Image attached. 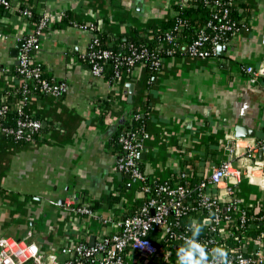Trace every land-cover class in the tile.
Wrapping results in <instances>:
<instances>
[{
	"label": "crops",
	"instance_id": "1",
	"mask_svg": "<svg viewBox=\"0 0 264 264\" xmlns=\"http://www.w3.org/2000/svg\"><path fill=\"white\" fill-rule=\"evenodd\" d=\"M27 1L11 0L15 5ZM172 1H37L50 24L33 62L50 79L65 81L67 89L61 96L33 94L26 102L25 109L41 122L33 142L0 140V234L28 239L48 253L78 242L92 245L115 232L119 220L147 193L115 167L120 148L114 135L136 114L145 120L146 134L137 159L153 184L173 186L182 173L200 182L221 162L231 161L244 175L239 183H229L232 192L227 193L228 183L205 190L222 204L231 199L238 208L264 213V151L259 148L264 142V78L252 82L244 69L264 64V0H233L235 18L247 29L230 33L221 43L224 48L208 58L189 57L181 45L177 53L161 57L157 70L136 64L114 80L92 75L86 55L92 33L71 25L91 21L106 43L131 41L172 16ZM32 29L31 21L13 11L0 18V92L21 82L9 72L17 59L10 52ZM239 124L254 136L234 138ZM111 194L121 198L109 205ZM82 206L92 214L77 211ZM193 221L208 224L209 213ZM223 228L221 235L227 237V225ZM163 236L162 229L152 233L157 240ZM242 243L253 264H264L262 234L255 241L244 237ZM160 247L162 254L152 260L128 248L126 264H185L179 260L184 245ZM73 259L58 253L60 264Z\"/></svg>",
	"mask_w": 264,
	"mask_h": 264
},
{
	"label": "built area",
	"instance_id": "2",
	"mask_svg": "<svg viewBox=\"0 0 264 264\" xmlns=\"http://www.w3.org/2000/svg\"><path fill=\"white\" fill-rule=\"evenodd\" d=\"M0 3L5 9L13 11L10 3L7 0H0ZM182 6H186L185 0H182ZM228 8H223L220 12L213 13L212 18L206 23V26H211L215 19H223L219 25L218 31L213 35L207 34L204 28L200 29L197 36L191 42H180L178 35L183 29V23L178 22L170 33L165 36L166 43L171 44V48L167 50L169 55H172L177 48L185 45L186 53L189 57L205 59L211 54H214L217 46L223 42V36H227L242 28L247 29L244 23L237 24L228 16ZM20 17H31V11L27 8L20 12ZM74 21L72 26L89 31L94 29V23ZM33 29L28 31L23 37V45L18 52V64L16 65L17 75L20 76L21 82L18 85L20 88L19 103L16 105L18 118L12 126H5L0 123V140L8 139L14 142L31 143L35 139V135L40 132L41 122L34 118L31 113L25 112V104L32 97L33 82L37 81L39 88L45 95L51 94L61 96L67 89L65 81L48 80L43 77V72L40 64L33 62V54L39 48L40 37L45 28L50 24V16L43 13L38 22H32ZM207 43L210 44L207 47ZM97 39L91 40L86 52L87 59L90 64V72L94 76L104 75L105 65L109 59L113 58V53L109 49H97ZM150 58V64L153 68H158L161 64V58L149 56L146 49L136 50L131 48L130 54L124 58L126 68L124 71H129L136 64H145ZM245 71L252 82H255L258 77L264 78V64L257 68L252 65L245 66ZM122 71L115 72V78L121 75ZM10 108L9 105L3 104L0 107V116ZM139 117L138 114L134 119ZM117 136V144L120 148V154L116 159L115 167L117 171L127 173L130 180L140 184L142 190L151 191L149 185L145 183L146 175L139 166L137 155L144 148L146 138L145 130L142 127L123 128ZM259 148L264 151V142L259 145ZM246 177L251 179V174L244 171ZM241 167H237L231 161H223L217 165L210 175L201 180L196 186V191L199 196L198 206L206 209L209 213L210 230L217 234L222 233L224 228L222 225L223 211L235 212L241 222L246 219L244 208H238L237 204L231 199L222 204L217 196L211 195L205 189L209 185L215 187L222 183L231 185L239 183L243 178ZM182 177H186L182 173ZM231 185L227 188V193L232 192ZM155 194L150 196L145 201L140 210L134 214L122 217L117 226V230L113 233L102 236L92 245L85 242H78L72 247H62L59 252H44L39 247L28 241V239H16L9 235L0 234V264H60L58 261V253L74 255L73 261L67 260L62 264H126V250L129 248L145 259H156L162 254L161 247L153 241L149 236L151 233L162 229L165 233H170L173 238H178L183 242L189 243L194 241L204 247L206 252V264H217L218 258L211 251L214 238L205 237L197 238L189 235V227H185L184 233H175L172 227H178L179 217L186 212L184 198L188 190L182 184L169 185L161 183L154 186ZM160 195H165L162 199ZM82 214H92V210L87 206L76 208ZM195 209V208H193ZM172 217L174 221L169 222L168 218ZM230 217L225 215V220ZM264 222V216H262ZM30 233H28L29 235ZM30 236V235H29ZM54 258V259H53ZM231 264H253L255 259L241 253L235 256H229Z\"/></svg>",
	"mask_w": 264,
	"mask_h": 264
},
{
	"label": "trees",
	"instance_id": "3",
	"mask_svg": "<svg viewBox=\"0 0 264 264\" xmlns=\"http://www.w3.org/2000/svg\"><path fill=\"white\" fill-rule=\"evenodd\" d=\"M11 7L13 8V12L16 15H20V12L24 10L25 8L29 9L31 11V17H25L27 21L31 22H38L41 13L37 10V1H40L42 4L43 0H28L27 3H20L18 5H15L11 2V0H7ZM186 6H182V0H173L171 3V8L173 11V15L162 19L157 25H154L155 28H149L146 29L145 36H136L133 37L131 41H122L118 40L116 42L106 43L105 42V36H101L97 30L96 26L94 24V29L89 30L90 33H92V38L98 40V44L96 45L97 49H109L113 53V58L109 59L107 61V64L105 65L104 74L109 80H114L115 78V72L116 71H124L126 68L125 60L124 58L130 54L131 48H135L136 50H142L146 49L149 56L153 57H163L169 55L167 53V50L171 48V44L166 43L165 36L167 33H170L174 26L178 22L183 23V29L180 31L178 35V39L180 42H191L198 34L200 29L204 28L205 32L207 34L213 35L218 31L219 25L222 24L223 19L218 18L215 19L211 26H206V23L212 18L213 13L220 12L223 8H228V17L235 21L237 24L241 23L238 19L235 18V12L233 10V0H185ZM7 13H10L8 9H5L4 6L0 3V18L3 15H6ZM74 22V21H73ZM72 22V23H73ZM71 23V25H72ZM84 24H87L85 22ZM223 36V41L226 39ZM228 37V36H227ZM151 38V39H149ZM207 47L210 46L209 43L206 45ZM177 48L175 50V53L178 52ZM88 65L90 67L89 61L87 60ZM145 65V64H144ZM13 70H10L9 72H13L15 75H17L16 66L12 67ZM145 68L149 72H153L157 70L158 68H153L150 64V58L146 61ZM2 69V68H0ZM43 77L50 80V78L46 75L43 67L41 66ZM19 79L20 76L17 75ZM33 89L31 90L34 95L37 96H43L45 93L39 88V85L37 84V81L33 82ZM20 88H6L5 90L0 92V107L3 104H7L10 106L8 110H6L1 116H0V123L5 126H12L14 125L15 121L18 118V111L15 106V99L17 97H20ZM25 112H28L26 109H24ZM30 113V112H29ZM32 115V114H31ZM34 118H36L35 115H32ZM145 120L139 115L137 119L132 118L131 124L127 125L128 128H135V127H142L144 125ZM122 130H119L114 135V139H116L117 142V136ZM38 135V134H37ZM37 135H35V138H37ZM139 163V161H138ZM141 168V167H140ZM200 178L192 177H182V175L179 176V180L177 184H182L186 187L188 190L186 197L184 198V205L186 207V212L179 217V225L178 227H172V230L175 233H184L185 227H189L190 223L194 222L193 219L197 218V216L200 213H206L208 214L206 209H202L198 206V200L199 196L196 191V186L199 183ZM145 183L150 186L151 191H148L146 193V196L143 200L136 201L134 204V211L129 213L128 215L134 214L140 210V207L142 204L149 199L150 196L155 194L154 186L158 185L156 182L153 184L146 176ZM171 184V183H170ZM121 194L118 195H109L107 197V202L109 205L112 203L118 202L120 200ZM195 208V209H193ZM246 213V219L244 222H241L239 216L235 212L227 211L223 213V221L222 225H227V229L229 230V235L227 237H223L220 234H217L216 232H212L210 230V223L203 225V231L202 233H197L196 235H193L194 229L192 227H189L188 234L197 237V238H205V237H213L214 242L212 243V247L217 246H224L229 252V256H235L236 254H243L246 256L248 255L246 252L243 251V239L244 237L247 238V240H253L255 241L258 236L262 234L264 237V222L262 220V216H264V213L262 211H254L253 209H246L244 208ZM225 215H228L230 219L227 221L225 220ZM169 222L174 221L172 217L168 218ZM210 222V221H209ZM155 243H157L159 246H165L170 243L175 244H181L184 245L186 249L190 247L191 243H195L194 241L186 243L178 238H173L170 233H165L163 237L160 239H155L152 237V233L149 235ZM252 257V256H251Z\"/></svg>",
	"mask_w": 264,
	"mask_h": 264
},
{
	"label": "clouds",
	"instance_id": "4",
	"mask_svg": "<svg viewBox=\"0 0 264 264\" xmlns=\"http://www.w3.org/2000/svg\"><path fill=\"white\" fill-rule=\"evenodd\" d=\"M189 227L194 229L193 235L197 233H202L203 231V224L192 222L190 223ZM212 252L216 254L217 264H231L229 259V252L224 246H217L211 249ZM206 252L204 247L197 243H191L190 247L183 252V256L179 258L180 261L185 262V264H206ZM54 259V258H53ZM177 264L179 262L177 261Z\"/></svg>",
	"mask_w": 264,
	"mask_h": 264
},
{
	"label": "water",
	"instance_id": "5",
	"mask_svg": "<svg viewBox=\"0 0 264 264\" xmlns=\"http://www.w3.org/2000/svg\"><path fill=\"white\" fill-rule=\"evenodd\" d=\"M23 45V40H20L18 41L14 48L11 49V52H10V55L12 57H16L18 56V52H19V49L22 47ZM186 48V47H185ZM220 48H224V46L222 44H219L217 46V50H220ZM14 64L17 65L18 64V59H16L14 61ZM128 90H129V94L128 96L130 97V92L132 91V87L131 86H128ZM131 124V123H130ZM254 136V131L253 130H250V129H247L245 128L244 126H242L241 124H239L238 126L235 127L234 129V138H244V137H252ZM229 144H230V148L232 149L233 146H234V139L233 140H230L229 141ZM140 154V153H139ZM138 154V156H139ZM210 223V222H209Z\"/></svg>",
	"mask_w": 264,
	"mask_h": 264
}]
</instances>
